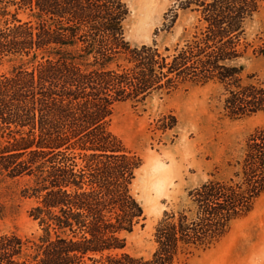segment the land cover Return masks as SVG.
<instances>
[{
  "label": "trees",
  "instance_id": "16d2710c",
  "mask_svg": "<svg viewBox=\"0 0 264 264\" xmlns=\"http://www.w3.org/2000/svg\"><path fill=\"white\" fill-rule=\"evenodd\" d=\"M16 4L32 7L30 19L24 21L19 12L9 9ZM261 7L264 0H183V11L201 12L202 28L170 62L162 58L167 76L188 72L192 82L217 79L236 85L250 99L233 95L229 100L233 113L264 112V83H251L250 89L239 86L244 64L238 62L248 22ZM128 14L125 0H0V61L13 64L10 74L0 75V132L28 133L14 138L0 155V171L12 177L32 176L28 189L41 202L30 215L44 230L34 241L37 253L32 260H22L26 244L21 238L0 234V264H86V258L99 261L94 256L98 253L104 264H174L178 243L186 234L182 222L162 224L158 248L150 257L113 253L125 248L126 237L121 233L133 231L134 218L143 214V207L129 190L133 164L126 155L108 148L109 135L96 132L105 129L118 99V94L107 92L110 83L127 82L106 70L111 58L96 47V41L108 36L121 41ZM133 52L150 72L141 78L145 91L150 77L156 76L159 51L143 46ZM90 56L95 57L92 64ZM90 66L96 69L88 70ZM82 133L81 138L96 134L98 149L110 151L105 155L117 159L92 174L112 203V211L118 208L109 218L101 209L104 197L96 189L84 188L83 174L75 170L67 148L61 149ZM258 138L249 146L246 160L250 164L264 161V149L259 150L264 146V132Z\"/></svg>",
  "mask_w": 264,
  "mask_h": 264
},
{
  "label": "rangeland",
  "instance_id": "374dc122",
  "mask_svg": "<svg viewBox=\"0 0 264 264\" xmlns=\"http://www.w3.org/2000/svg\"><path fill=\"white\" fill-rule=\"evenodd\" d=\"M182 1L125 0L129 14L123 39L108 36L96 41V47L111 58L106 70L127 81L110 83L107 92L118 94V99L105 129L96 132L109 135L108 148L126 155L133 164L129 190L143 207V214L134 218L133 231L121 233L126 237L125 248L113 253L150 257L158 248L162 224L179 226L182 222L186 234L178 243L174 264H264V161L250 164L246 160L252 140L264 132V112L233 113L229 108L233 95L250 99L236 85L227 86L217 79L192 82L188 72L167 76L162 58L170 62L202 28L201 12L183 11ZM31 8L9 7L24 21L30 19ZM241 44L243 54L238 62L244 69L239 86L262 85L264 7L251 16ZM143 46L157 49L160 55L155 57L156 76L150 77L145 91L141 78L150 72L133 52ZM88 62H95V57L90 56ZM12 67L11 62L0 61V75L10 74ZM22 134L28 133L0 132V155ZM95 135L81 138L82 133L61 149L67 148L75 170L83 174L84 188L96 189L104 197L101 209L109 218L118 208L112 211V203L92 174L117 159L105 155L110 151L98 149ZM32 183L31 175L12 177L0 171V234L21 238L26 244L22 260H32L37 253L34 241L44 233L30 215L41 202L28 189ZM94 256L99 261L86 258V264H104L100 253Z\"/></svg>",
  "mask_w": 264,
  "mask_h": 264
}]
</instances>
